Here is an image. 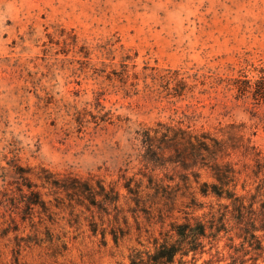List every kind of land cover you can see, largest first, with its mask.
Listing matches in <instances>:
<instances>
[{"label":"rangeland","instance_id":"rangeland-1","mask_svg":"<svg viewBox=\"0 0 264 264\" xmlns=\"http://www.w3.org/2000/svg\"><path fill=\"white\" fill-rule=\"evenodd\" d=\"M257 80L264 86V0H0V190L18 162L59 177L102 179L125 193L120 176L139 169L137 131L159 122L224 139L235 125L255 147L227 158L243 170L242 182L253 151L264 157V98L244 91ZM210 180L203 172L201 182ZM184 191L165 223L150 227L154 234L184 211L202 216L217 203L197 192L205 206L188 209ZM43 192L54 204L53 192ZM53 209L55 230L69 241L64 255L32 245L17 259L11 233L0 236V264L128 263L136 235L106 243L85 220L77 229L69 209ZM227 241L196 264H228Z\"/></svg>","mask_w":264,"mask_h":264},{"label":"trees","instance_id":"trees-1","mask_svg":"<svg viewBox=\"0 0 264 264\" xmlns=\"http://www.w3.org/2000/svg\"><path fill=\"white\" fill-rule=\"evenodd\" d=\"M247 83L245 92L251 88L257 100L264 98L261 80L254 85ZM236 128L229 126L227 139L208 131L197 132L190 125L162 122L138 130L139 169L127 176V168L120 176L125 193L114 185L106 186L102 179L72 174L59 177L44 167L35 172L32 167L14 162L11 171L5 172L10 179L0 190V236L14 233L17 259L24 246L32 245L45 246L55 257L64 255L69 241L66 232L55 230L58 213L54 205L70 210L77 229L83 220L88 222L92 234H100L106 243L110 237L119 246L136 235L137 245L130 247L128 263L117 264H185L189 256L196 264L204 253L219 255L218 243L223 238L228 240L226 246L231 251L228 264H259L260 259L264 261V157L260 151H253L254 164L241 182L243 170L227 158L240 149L247 155L255 147L247 145L250 139L245 143ZM157 170L164 171L166 177L173 172L168 180L174 181L178 175L180 181L166 182L158 177ZM203 172L210 181L201 182ZM194 183L199 185L198 191H190ZM43 189L53 192L54 204ZM182 189L183 196L189 190L190 202L185 205L188 209L205 206L198 201L197 192L213 196L217 203L210 204L202 216L184 211L181 219L175 218L168 228L154 234L150 227L165 223ZM122 198L126 202H120Z\"/></svg>","mask_w":264,"mask_h":264}]
</instances>
